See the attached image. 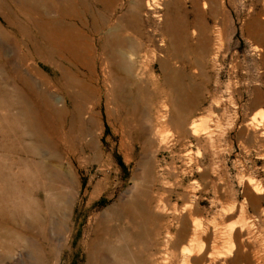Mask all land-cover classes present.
I'll return each instance as SVG.
<instances>
[{"label":"rangeland","instance_id":"rangeland-1","mask_svg":"<svg viewBox=\"0 0 264 264\" xmlns=\"http://www.w3.org/2000/svg\"><path fill=\"white\" fill-rule=\"evenodd\" d=\"M60 1L63 13L51 11L50 19L78 37L72 56L61 51L52 58L22 11L0 0V27L9 33L0 35V229L22 237L7 240V251L0 247V264H41L48 247L54 256L44 264H87L99 219L133 201L141 186L173 191L164 203L191 207L192 219L204 225L241 227L228 261L264 264V0ZM131 15L140 45L132 58L125 49L113 78L109 64L101 71L98 40ZM172 19L190 44L176 51L164 27ZM123 34L134 37L129 28ZM198 40L204 47L196 48ZM164 69L175 76L171 88ZM177 98L188 103L183 118L174 111ZM20 113L31 122L27 131ZM88 142L93 150L84 148ZM52 168L69 182H51L45 173H57ZM63 190L69 211L57 216L63 227L57 235L48 228L45 242L36 225L24 227L28 209L48 217L45 200ZM19 207L20 216L8 220ZM128 222L122 216L106 225L128 228ZM118 240L103 234L98 249L109 241L119 247ZM222 241L198 261L184 255L172 264L185 257L186 264H218ZM164 256L158 251L157 260Z\"/></svg>","mask_w":264,"mask_h":264},{"label":"bare ground","instance_id":"bare-ground-1","mask_svg":"<svg viewBox=\"0 0 264 264\" xmlns=\"http://www.w3.org/2000/svg\"><path fill=\"white\" fill-rule=\"evenodd\" d=\"M11 1L18 7L20 11H22L25 17V21L27 22L28 25H30L31 29H33V33H35V36H37V38L39 39V43L42 46V49L46 51L50 57L54 58L55 56H60L61 51H64L68 55L72 56L74 49L76 48V40L78 36H76V33L74 34L73 31L68 28L65 29L64 27H62L65 30L61 29V27L57 24L59 22H57L56 20H51L49 16L51 11H55L59 14L63 13L64 8L61 7V2L63 1L60 0H11ZM106 2L108 3V0H105L104 4H106ZM111 2L112 1H110L109 3ZM101 3H103V1ZM146 8L151 9L149 4H146ZM30 15H35V16L37 15L39 18L38 20H30L29 18H27ZM91 21L93 20L91 19ZM90 24L93 23L90 22ZM176 25H177V20L172 19V22L170 24L168 23L167 27L164 26L166 28V32L169 33L170 49H173L175 51L181 48L184 43L185 45L188 46L190 45L189 43H187L188 37L186 36L187 35L186 30H182L181 28L180 29L176 28ZM128 28L134 32V37L129 38L125 34L122 35V32H124L125 29ZM109 29L106 32H104V34H101V36L103 35L102 38L98 37L99 40L97 39L98 43L101 41L98 44L97 50L101 52L102 55H104V58L102 60L103 62L102 64L100 63L99 65L100 67L104 65L103 67H101L102 68L101 71L105 72L104 70L106 68V64H109L111 76L113 78L116 77L118 78L119 71L121 68L118 62L119 60H122L124 58L123 52H125V49H127L130 52V58H132L135 55V51L137 47L140 45L138 39L137 38L135 39V36L137 35V31H138V25L136 24L135 17L131 15L130 17H128V19H124V20L120 19L116 21L115 24L111 26L109 25ZM7 34L9 33L0 27V35L2 37H6ZM255 36L256 38L262 37L259 31L256 33ZM198 42L199 44L197 43L195 45L196 48L204 47L202 43L200 44L199 40ZM91 49L92 51L90 52L92 53V57L98 59L100 55H95L94 53L95 50L93 49L92 45H91ZM163 65L164 64H162V67H165ZM164 72H165L164 84H166L167 87L170 88L173 87L175 76H173L171 72L165 71V69ZM102 75L103 78L105 79L103 73ZM177 99H178L177 100L178 103H180V106L177 109L175 108L174 111L177 112L178 117H180V115H182L188 103L187 101L184 102L179 98ZM25 117L26 116L25 115L23 116V114L21 113L18 115L21 124L23 125L24 123L25 129L26 128L29 129L30 128L29 123L31 122L27 121ZM26 131L24 133L25 135H26ZM94 146L95 145L93 144V142H88L84 145V148L88 150H93ZM55 168L52 169H54L55 172H57ZM49 171L52 170L49 169ZM60 171L54 174L46 172L45 176L51 182L55 180H65L69 182L68 178H66V176ZM247 187L249 186H246V188ZM140 188L136 192L134 191L136 194L133 201L127 204L119 203L120 204L119 210L114 209V207L108 208L105 216H102L101 219H99L93 232L94 234L93 238L90 241L89 250L87 251L86 254L87 264H172V262L177 261L179 257H182L183 259L184 255L187 256L192 255V257L194 256V258H191L192 260L191 259L190 260L195 262L198 261L197 257L203 254L202 252L206 251L209 247L215 249L217 246V245L215 246V242L219 238L221 240H224L222 242H224L226 246L225 245L222 246V248H225V251L222 252L223 254H220L222 256L220 255L217 256L216 262L218 264H233V261L232 262L228 261V257L231 255L232 251H234L233 248H235L233 243V241L235 240L232 241V238L233 237L235 238L241 234L242 232L241 227H238L240 229L237 230L238 228L236 226H235L236 228L233 227V225L230 226L229 228L225 226V228L227 229L224 228L222 229V231H220L217 229L215 224L204 225L201 222H197L192 219L193 217L191 213L193 210L191 209V207L184 206L182 208H179L176 204L170 205L168 203L167 204L164 203L165 195L167 194L168 196H170V194L173 193V191H162V192L154 193V192H149L143 188L142 189ZM254 191L253 193H255ZM50 195L52 197L47 198L44 202V209L47 212L48 217L41 218L36 209H28L27 215L29 216V221H28L29 223L24 224L25 228H30L33 224L36 225L39 229L38 236L40 237L41 240H44L45 242H49L47 238L48 228L50 229L53 228L55 230V234L60 232V230L63 227L64 220L59 217L60 215L67 213L70 207V196L66 194L65 191L52 192V194ZM178 195L179 194H176V196ZM13 211L14 212H11V214L10 213L8 214V220L14 221L12 217H14L15 215L20 216V207L16 208ZM2 215H3L2 210H0V219H2L1 218ZM162 215L165 217H163ZM122 216H125L128 219L129 221L128 228L127 227L118 228L117 226L114 225L113 226L106 225V222L108 223L112 222L114 219L117 220ZM166 216L169 217L167 218ZM54 217H57L55 221H53ZM103 234H107V236L118 237L119 239L118 241H120L122 245L121 246L118 245L119 247H115L109 241L107 242V245H104L102 250L98 249L99 246L98 237L102 236ZM247 234L249 235V233ZM21 238L22 237L19 235V233L15 231H10L9 229L8 230L0 229V247L4 251L9 250V246H8L9 244L5 243L7 240H14L15 242L19 243L21 241ZM51 250L52 248L48 247V249L44 252L42 260L40 259L41 264H44V261L46 260V259L44 260L45 256L46 257L54 256V251ZM158 251H163L165 254V256L161 259V261L157 260ZM109 257L112 260H109ZM202 257H204V255ZM185 259L186 257L184 258L181 264H186Z\"/></svg>","mask_w":264,"mask_h":264},{"label":"crops","instance_id":"crops-1","mask_svg":"<svg viewBox=\"0 0 264 264\" xmlns=\"http://www.w3.org/2000/svg\"><path fill=\"white\" fill-rule=\"evenodd\" d=\"M195 4H196V2L195 1H193Z\"/></svg>","mask_w":264,"mask_h":264}]
</instances>
